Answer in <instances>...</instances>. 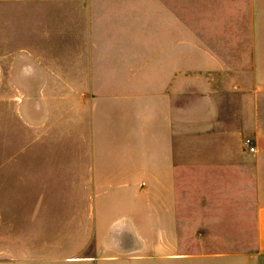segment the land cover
Returning <instances> with one entry per match:
<instances>
[{"label": "crops", "instance_id": "obj_1", "mask_svg": "<svg viewBox=\"0 0 264 264\" xmlns=\"http://www.w3.org/2000/svg\"><path fill=\"white\" fill-rule=\"evenodd\" d=\"M103 4L98 12L93 0H0V90L33 89L19 115L48 127L54 111L69 122L75 96L81 133L78 148L68 133L60 147L79 149L78 158L32 163L28 177L42 187L9 205L20 215V238L9 249L20 251L0 264H264V0H231L234 28L248 33L233 43L234 62L205 71L219 83L206 82L205 100L189 107L176 106L174 78L163 91L167 75L155 56L162 40L146 49L153 35L124 24L144 16L142 0ZM76 86L92 88L69 94ZM16 164L22 184L25 165ZM250 172L256 242L246 249L237 241L244 210L219 209L215 196L198 193L192 204L185 192L244 189ZM179 174L194 181L181 182L178 216Z\"/></svg>", "mask_w": 264, "mask_h": 264}, {"label": "rangeland", "instance_id": "obj_2", "mask_svg": "<svg viewBox=\"0 0 264 264\" xmlns=\"http://www.w3.org/2000/svg\"><path fill=\"white\" fill-rule=\"evenodd\" d=\"M142 4L144 16L141 19L129 17L124 24L143 25L146 38L153 35V38L145 40L146 49L154 44L158 46L159 40H162L160 41L161 47L155 56L160 59L159 72L162 76L167 75L165 80L160 79V82H164L163 91H171V78H174L176 106L189 107L194 102L204 101L203 85L206 82L213 85L219 83L217 76L206 78L205 71L209 72L210 68L218 67V64H223L226 60L234 62L233 43L235 39L239 40L240 36H245V33H248L246 32L248 28H234L231 0H142ZM93 5L96 11L102 12L103 0H93ZM121 22L123 20H112L113 25H120ZM148 29H152L154 32L150 34L147 32ZM169 29H171V39L163 40L164 34L168 37ZM169 43H172L171 47ZM146 60L148 63L150 62V55L147 53ZM112 85L114 88L116 84ZM106 86L96 85V89L102 92ZM91 88L92 86L69 87V94L73 92L74 96L76 90H85L86 92ZM32 90H0V258L7 255L14 256L16 252L20 251L9 249L14 247V241L20 238L19 211L11 210L9 205L17 202L19 194L29 198L33 193L41 190L42 185H35L28 177L32 175V163L40 162L43 165L46 161H52L64 155L78 158L80 153L79 149L60 150L61 144L66 140L67 133L71 136L75 148L80 145V113L77 109L78 103L75 96L68 101V105L73 107L68 123H65L61 111H54L55 125L52 127L45 124L37 126L35 121L29 120L30 114H27L26 117L19 115L26 111L27 106L23 107V105ZM17 116L22 121L15 125ZM43 122L44 120L38 121L39 124ZM177 150L179 151V143ZM17 160L25 165L26 177L22 184H18L15 174ZM11 170H13V176L9 178L7 171L10 174ZM181 176L179 174L175 177L178 187L176 192L178 216L183 215L181 182L193 183L194 181L192 175ZM206 177L208 175H205ZM253 189V174L250 172L249 185L244 189L235 186L230 189L231 192L217 189L212 194L207 189L196 192L186 191L185 193L192 204H194L195 194L198 193V199L203 201L215 196L219 202V209H234L237 214H241L240 216H243L244 210L246 224L243 225L244 230L240 236H237V241L240 248L249 249L253 248L256 242L255 209L253 207L255 191ZM242 190L245 191L244 194ZM225 200L230 201L228 206L227 204L221 205V202ZM34 202V199H29L28 207ZM192 209L195 210L194 206ZM248 216H250L249 223H247ZM240 222L244 223V220L242 219ZM180 226L184 227L183 223L177 226L178 231H180ZM38 234H41L40 238L47 237L44 231L39 233L30 231L29 237H36Z\"/></svg>", "mask_w": 264, "mask_h": 264}, {"label": "built area", "instance_id": "obj_3", "mask_svg": "<svg viewBox=\"0 0 264 264\" xmlns=\"http://www.w3.org/2000/svg\"><path fill=\"white\" fill-rule=\"evenodd\" d=\"M245 143L249 147L250 151L255 150L254 141L251 138H249V137L245 138Z\"/></svg>", "mask_w": 264, "mask_h": 264}]
</instances>
